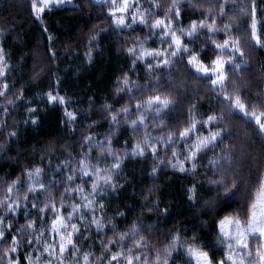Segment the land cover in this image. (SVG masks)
Listing matches in <instances>:
<instances>
[{"label":"snow or ice","instance_id":"6c2138e0","mask_svg":"<svg viewBox=\"0 0 264 264\" xmlns=\"http://www.w3.org/2000/svg\"><path fill=\"white\" fill-rule=\"evenodd\" d=\"M28 2L34 19L43 24L46 12L72 0ZM90 2L106 9L108 27L96 24L90 30L89 63L109 28L117 35L134 33L138 27L148 31L126 38L120 45L130 58V67L116 77L115 99L108 102L106 97L101 104V118L109 128L103 138L91 131L83 133L78 150L50 140L40 149V164L25 167L15 179L0 184V264H264V143L259 155L250 149L253 137L264 142V88L253 99L250 82L243 79L251 67V51H264V0H147L148 7L139 0ZM185 5L193 12L187 24ZM48 31L45 25L43 32ZM4 34L0 28V41ZM47 39L51 44L54 37L49 34ZM153 43L157 46H150ZM6 56L0 43V134L7 131L0 142V155L21 135L19 121L8 130V118L20 105H25L28 117L23 124L40 125V110L31 106L33 100L26 101L23 86L9 98L15 82H8ZM56 58L51 50L50 59ZM139 65L144 77L137 72ZM178 65L211 89L218 107L198 114L194 111L198 103L190 102L186 108L181 105L179 97L187 91V84L173 75ZM165 71L167 82L161 75ZM261 72L264 75V66ZM39 102L63 108L61 125L74 138L79 115L69 111L70 101L60 95L59 81ZM93 105L90 97L89 114ZM97 126L100 121L93 120L81 127ZM129 130V138L117 135ZM121 139L123 146L118 149L114 141ZM61 149L68 155L53 166L52 156ZM45 153L47 167L53 169L50 174L43 163ZM209 154L207 164L201 163ZM149 156L154 179L164 168L192 179L200 168L208 170L203 174L205 180L192 184L186 192L190 207L203 208L205 215L212 213V228L209 221L200 219V232L188 236L187 226L161 229L160 219L145 223V213H156L165 221L170 216L169 207L152 199L155 186L140 193L145 201L138 209L142 215L124 228L117 220L128 218L125 211L117 207L115 215L108 216L107 201L124 188L119 179L124 162ZM204 183L208 197L201 205L197 196ZM234 201L242 206L221 215L220 209ZM21 213L25 223L13 230L12 220ZM27 233L31 235L24 239V246L32 252L22 259L21 240ZM201 233L212 239L201 240ZM93 239L91 250H85L84 242Z\"/></svg>","mask_w":264,"mask_h":264},{"label":"trees","instance_id":"16d2710c","mask_svg":"<svg viewBox=\"0 0 264 264\" xmlns=\"http://www.w3.org/2000/svg\"><path fill=\"white\" fill-rule=\"evenodd\" d=\"M161 2L167 3L169 0H161ZM184 9V23L187 24L188 18L193 16V12L187 8V5L184 6ZM105 12L106 9L102 10L99 6L92 5L90 0H74L72 6L54 7L51 11L46 12L44 23L41 24L32 16L28 0H0V28L5 30L2 44L12 63L9 82H15V87L12 88L9 98L18 94L19 89L23 86L26 89V101L33 100L32 105L38 104L37 108L40 110L39 127L23 124L25 117V105L23 104L13 111L8 118V130H11L13 125L19 121L21 135L14 138L8 145L9 151L0 155V184L15 179L25 167L40 164V149L45 147L50 140L56 139L58 145L67 144L68 147L78 150V141L83 133L91 131L102 134L109 130L107 121L101 118V104L106 97L108 102L115 99L112 93L116 86V77L121 75L122 70L128 71L130 67V58L126 56L120 45L126 38H134L136 35L143 36L148 30L138 27L134 33L125 32L122 35H117L109 28L107 35L102 37L99 48L93 51V59L89 63L86 56L88 36L93 25L99 24L100 27H108ZM160 14L163 15L162 12ZM195 15L199 14L196 13ZM102 20L104 23L101 24L100 21ZM45 25L48 27V33L43 32ZM49 34L54 37L51 44L47 39ZM128 42L131 43V40ZM51 50H55L56 59H50ZM249 63L251 67L243 73V79L250 82L251 98L254 99L257 91L264 88V75L261 72L262 66H264V51H251ZM172 71L174 76L185 80L187 84V91L179 97L184 108L190 102L198 103L199 107L194 111L202 114L209 107L219 106L216 95L211 89L206 88L203 82L196 81L184 66H174ZM139 75L144 77L143 68ZM161 75L167 82V71ZM57 81H59L60 95H66L76 111L79 109L83 111L79 115L74 138H70L69 133L61 125L63 108L50 106L46 102H39L41 95L56 88ZM140 82L144 83L145 81L142 79ZM163 90L164 88H161V91ZM245 94H248V89H245ZM90 97L94 101L91 114L87 111ZM185 116L186 112L179 118L183 120ZM93 120L100 121V126L91 129L81 127ZM117 135L122 138L129 136L128 131ZM6 136L7 131L0 134V142H3ZM122 143L123 139L114 141L116 146ZM262 143L264 142L258 137H253L250 143L251 151L259 155ZM161 154H163V150ZM67 155L68 153L61 149L52 156L53 165L60 163L61 159ZM43 163L47 173L50 174L53 170L47 167L46 153ZM152 166L153 162L150 156L128 159L124 162L120 182L124 184V188L118 194H113L108 201V216L115 215L117 207L121 211H125L128 218L117 220L118 226L124 228L126 224L142 215L138 209L145 201L140 193L155 186V194L152 199H159L161 207H169L170 216L165 221L162 216H158L156 213H145L142 217L145 223L156 222L160 219L161 229H167L173 225L177 228L187 226L189 227V231L186 233L188 236H191L193 232H200L198 223L200 219L209 221L208 227L212 228V213L205 215L203 208L190 207L186 192V189L192 184L199 185L201 181H204L203 174L208 170H200L197 178L192 179L187 174L164 168L157 173L154 179L151 172ZM252 171L255 172V167L252 168ZM247 172L248 169L246 168L245 173ZM207 189V183L198 189L197 201L201 205L208 197ZM240 206H242V202L238 204L234 201L220 209V214ZM130 209L135 211H129ZM24 223L25 220L21 213L12 220L13 230L20 228ZM30 235L27 233L21 240L22 259L25 254L30 253L31 248L24 246V239ZM160 238L163 239L162 233ZM211 239L212 237L207 233H201V240ZM8 243H10V237ZM220 254L219 252L213 253L216 256Z\"/></svg>","mask_w":264,"mask_h":264},{"label":"rangeland","instance_id":"374dc122","mask_svg":"<svg viewBox=\"0 0 264 264\" xmlns=\"http://www.w3.org/2000/svg\"><path fill=\"white\" fill-rule=\"evenodd\" d=\"M139 2L140 3H142L143 5H144V7H148L149 5H148V3H147V1L146 0H139ZM73 3H74V0H72V3L71 4H66V5H62V6H60V7H66V6H72L73 5ZM0 43H2V41H0ZM150 46H152V47H155V46H157L156 45V43H153V44H151ZM6 52V51H5ZM7 54V53H6ZM6 58H7V62H8V66H9V70H8V72H7V79H8V82H9V73H10V70H11V68H12V63L10 62V60H9V58H8V55L6 56ZM143 68V66L142 65H139L138 67H137V72H140V70ZM133 79H135V77L133 76ZM10 83V82H9ZM42 96V95H41ZM40 96V97H41ZM40 99V98H39ZM40 101V100H39ZM41 103V102H40ZM31 106H33V105H31ZM38 106V104L37 105H35L34 107H37ZM68 109H69V111H72V110H75L74 108H73V106L71 105V103H69L68 104ZM76 111V110H75ZM77 113H78V115H80V113H82L83 111H81L80 109H79V111L77 110L76 111ZM25 117H24V120L25 119H27L28 117L26 116V114L24 115ZM99 134V137L98 138H103V135L105 134V133H98ZM157 134V132H153V135H156ZM128 135L129 136H127V137H125V138H129L130 136H131V132H130V130L128 131ZM116 148H118V149H120V148H122V146H123V143L121 144V145H118V146H116V145H114ZM210 156H211V154H209V156L208 157H204L203 158V160L201 161V163H203V164H207V160L210 158ZM131 159V158H130ZM138 159V158H137ZM54 166V165H53ZM50 169H52V168H50ZM202 169H204V170H207V169H205V168H200V170H202ZM53 170V169H52ZM199 170V171H200ZM47 172V171H46ZM120 179V182H121V177L119 178ZM79 182V181H78ZM107 203H108V201H107ZM108 211V210H107ZM107 214H108V212H107ZM6 223H7V221H6ZM95 243V239H93V240H91V241H87V242H84V248H85V250H91L90 249V245L91 244H94ZM96 251H99V249H96ZM30 252H32V248H31V250H30ZM36 254H38V253H36ZM69 259H71V257H69Z\"/></svg>","mask_w":264,"mask_h":264}]
</instances>
